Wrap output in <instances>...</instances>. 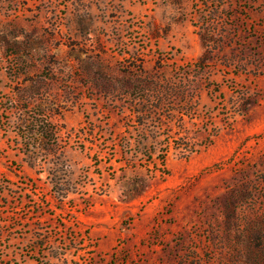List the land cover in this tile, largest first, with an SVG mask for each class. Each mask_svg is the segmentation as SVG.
Listing matches in <instances>:
<instances>
[{"label": "rangeland", "instance_id": "1", "mask_svg": "<svg viewBox=\"0 0 264 264\" xmlns=\"http://www.w3.org/2000/svg\"><path fill=\"white\" fill-rule=\"evenodd\" d=\"M0 264H264V0H0Z\"/></svg>", "mask_w": 264, "mask_h": 264}, {"label": "trees", "instance_id": "2", "mask_svg": "<svg viewBox=\"0 0 264 264\" xmlns=\"http://www.w3.org/2000/svg\"><path fill=\"white\" fill-rule=\"evenodd\" d=\"M37 131L39 132V135L42 137L41 141H44V135L46 134V140H51V146L52 148L56 149L58 148L56 140V130L53 129L49 123L45 124L42 121L36 122Z\"/></svg>", "mask_w": 264, "mask_h": 264}]
</instances>
